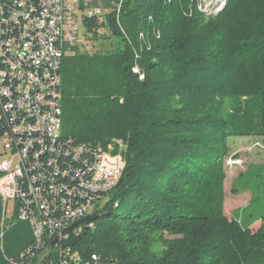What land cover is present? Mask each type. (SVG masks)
Instances as JSON below:
<instances>
[{
	"label": "trees",
	"instance_id": "1",
	"mask_svg": "<svg viewBox=\"0 0 264 264\" xmlns=\"http://www.w3.org/2000/svg\"><path fill=\"white\" fill-rule=\"evenodd\" d=\"M109 3L103 23L85 25L94 40L109 30L117 48L64 59L63 135L123 139L125 165L69 245L116 264H264V217L253 230L224 212L223 162L231 138L264 137V0H228L217 16L200 0ZM33 244L28 222L4 217L0 194V264H41Z\"/></svg>",
	"mask_w": 264,
	"mask_h": 264
},
{
	"label": "built area",
	"instance_id": "2",
	"mask_svg": "<svg viewBox=\"0 0 264 264\" xmlns=\"http://www.w3.org/2000/svg\"><path fill=\"white\" fill-rule=\"evenodd\" d=\"M106 14L86 0H0V108L7 126L0 194L4 214L15 201L18 220L32 229L27 253L41 252L48 264H116L96 253L84 258L69 245L85 223L65 232L110 199L125 165L110 155L112 143L63 135L64 59L93 51L85 20L101 24Z\"/></svg>",
	"mask_w": 264,
	"mask_h": 264
},
{
	"label": "rangeland",
	"instance_id": "3",
	"mask_svg": "<svg viewBox=\"0 0 264 264\" xmlns=\"http://www.w3.org/2000/svg\"><path fill=\"white\" fill-rule=\"evenodd\" d=\"M228 0H200V8L206 16H217L225 7ZM89 7L98 6L102 12L111 10L110 0H86ZM119 6L116 5L115 8ZM98 40L89 39L90 46L95 45L92 52H113L118 40L109 37V30L101 32ZM87 39V38H86ZM82 52H86L81 50ZM136 69V68H135ZM247 97L229 99L228 111L233 112L236 106L245 104ZM3 140L0 138V161L4 159ZM110 155L123 158L126 143L116 138L111 142ZM229 153L223 159L226 179L224 182L225 201L224 212L230 219L238 220L243 226L256 229L264 217V137L258 135L233 137L229 140ZM103 200L102 203H104ZM3 202V206H4ZM6 206H4L5 209ZM103 206H101L102 208ZM122 209L113 208V214H120ZM94 212V211H92ZM16 203L10 200L5 218L16 216Z\"/></svg>",
	"mask_w": 264,
	"mask_h": 264
},
{
	"label": "water",
	"instance_id": "4",
	"mask_svg": "<svg viewBox=\"0 0 264 264\" xmlns=\"http://www.w3.org/2000/svg\"><path fill=\"white\" fill-rule=\"evenodd\" d=\"M99 218L98 214H91L86 216L85 218L77 221L74 225H72L69 229H67L65 232L67 233L68 231L72 230L74 227L79 226L80 224L84 223V222H88V221H94L97 220ZM54 244V243H53ZM45 260L42 261L41 264H44Z\"/></svg>",
	"mask_w": 264,
	"mask_h": 264
},
{
	"label": "crops",
	"instance_id": "5",
	"mask_svg": "<svg viewBox=\"0 0 264 264\" xmlns=\"http://www.w3.org/2000/svg\"><path fill=\"white\" fill-rule=\"evenodd\" d=\"M261 221L259 222V225H258V227L256 228V229H254L253 227L251 228V229H253V230H257L260 226H261Z\"/></svg>",
	"mask_w": 264,
	"mask_h": 264
}]
</instances>
